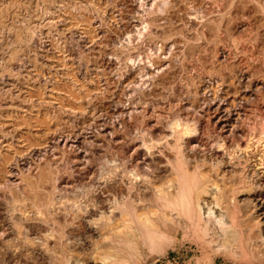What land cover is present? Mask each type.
Masks as SVG:
<instances>
[{
    "label": "rangeland",
    "instance_id": "1",
    "mask_svg": "<svg viewBox=\"0 0 264 264\" xmlns=\"http://www.w3.org/2000/svg\"><path fill=\"white\" fill-rule=\"evenodd\" d=\"M154 1L156 25L144 23L143 32L130 34L126 22L140 12L124 0H0V242L51 237L56 243L43 254L33 249L18 255L12 264L79 261L64 248L65 239L76 249L84 243L89 249L96 240L91 244L100 257L124 226L131 240L142 239L141 221L173 239V246L160 252L141 240V264H247L216 250L220 242L211 226L202 242L194 219L178 213L175 225L160 203L174 197L182 166L195 184L194 196L211 206L218 195L226 199L235 192L241 198L264 189L263 181L254 184L256 178L264 180V87L258 86L264 82V0H173L163 12L162 0ZM196 16H203L202 27H187ZM219 17L248 25L228 35ZM129 34L133 51L123 46ZM222 48L248 65L242 83L235 68L223 69L224 61H215L216 49ZM136 63V79L122 83L126 67ZM198 82L207 87L205 99ZM209 87L223 104L250 92L234 104L244 108L236 135H221L224 124L216 127L212 121L198 128L200 107L211 98ZM122 106L130 114L115 111ZM51 134L56 140L49 141ZM192 137L199 142L188 143ZM98 203L114 217L103 219L114 234L105 247L101 239L88 238L79 218L72 221L73 213L63 212L70 204L91 209ZM249 207H240L242 216ZM84 247L79 255L88 253ZM2 252L0 264H10Z\"/></svg>",
    "mask_w": 264,
    "mask_h": 264
},
{
    "label": "bare ground",
    "instance_id": "2",
    "mask_svg": "<svg viewBox=\"0 0 264 264\" xmlns=\"http://www.w3.org/2000/svg\"><path fill=\"white\" fill-rule=\"evenodd\" d=\"M124 1L126 4L127 3L129 4L128 6H129V9L131 11L134 10L136 13L140 12L139 18L136 19L135 17L131 16V18L126 22V25H127L126 32L130 33L132 31H135L136 33H138L143 29V28L141 29L140 26L144 23L147 25H151V26L156 25L155 23L157 22L158 19L156 18L155 13L153 14V9H154L153 5H154V2H156V1H154V0H141L138 3L135 0H124ZM172 1L173 0H162V3L159 4L160 5L159 7L162 10V12L168 8V6L172 3ZM203 2H204V0H203ZM213 2H215V1H213ZM126 4H125V6H126ZM149 4H151V5H150V7L147 8V5H149ZM220 4H221V2L219 1L218 5H220ZM215 8L216 9H214V13L219 11L217 6H215ZM208 11H210V10H208ZM206 13L211 15V13H209L207 11H206ZM216 15H217V13H216ZM219 18H220L219 24L224 26L225 30L228 31L227 32L228 35L230 33H232V34L237 33L241 29H243L245 26L248 25V24L246 25V23H244L245 21L243 22V21L226 20L227 17L225 19H223V17H219ZM204 21L205 20L203 19V16H202V18L197 17V16H196V18L191 17V19H189V22H188V24H186V26L187 27L189 26L192 28L193 27L194 28H200V27H202V24ZM118 24H119V22H118ZM260 31H261L262 37L264 38V29L260 30ZM142 32H143V30H142ZM130 34L126 38L125 45H123L128 49V50L125 49L126 51H129V50L133 51L132 47H136V46H132V42H133L132 38L134 35H130ZM141 40H142V38H141ZM133 44H134V42H133ZM238 44H236V46ZM123 49H124V47H123ZM121 56H122V54H121ZM127 57H128V59L132 57L130 52L127 54ZM213 57H214L215 61H217V62L219 60H221L222 62L224 61V63L218 62L219 66L221 68H223V69L235 68L237 70V72H236L237 73V75H236L237 79L236 80H238V83H242L246 77V74L249 73L248 72L249 68L247 67L248 65L245 66L246 63L244 65L241 64L242 56L239 57L236 52H235L234 56H232V54L230 53V50L226 51V50H224V48L218 49V50L216 49ZM115 58L117 60V57H114V59ZM167 59H168V57H167ZM108 63L110 65H113L115 62H114V60L109 59ZM139 65H140V63H136V65H134V66L126 67V70H125L126 73L124 74V76L122 75L123 78L120 81H122V83H126L128 81L135 80L136 76L138 74V69H139L138 66ZM258 77H260V76H258ZM254 81H256V80H254ZM256 82H258V81H256ZM258 83H259L258 86L261 84L264 87L263 81H260ZM196 89L198 92H202L201 93L202 97H203V99H205V97L208 94V92L205 91L207 89V87L205 89V86L203 85V83L198 82ZM209 92L211 93V95H210L211 98L204 105L202 104V106L200 107V113H199V116L197 117L198 128L199 129L205 128V127H203V125L204 124L207 125V123L210 126L211 123H209V122L212 121L213 123H215L216 127H217V125L224 124V126H222L220 129L221 135L223 134L225 136H230V137L236 135L238 132L237 121L239 120L240 112L244 108L239 103L240 108L235 109L234 106H236V105H234V104H235V101L237 99H241V100L244 99L246 96H248L250 94V92H243V93L241 92V93H238L236 96L228 97L225 104L218 101L219 100L218 98H220V96L217 93V91H214V90H212V88H210ZM115 111L117 113L130 114V108L129 107H123V106L118 107L115 109ZM207 121H209V122H207ZM206 125H204V126H206ZM48 139H49V141H54V140H56V136L54 134H51V135H49ZM224 140H225V142H228L227 138H225ZM197 141L198 140L196 137L195 138L192 137V139H189L188 143L189 142L190 143H196ZM64 144H66V143H64ZM182 165H183V163H182ZM182 165L180 164V166L179 165L178 166L181 167ZM183 167H185V166H182L180 168L181 169V174H180L181 177L179 178V182H178V184H176L177 186L173 187V189L175 188V192L173 193L174 197L171 199L170 198L164 199L160 203L161 208L163 210L166 209L167 212L169 211L170 221L173 224L177 225V218L178 217L176 215H178V213H180L182 216L186 217L187 219H190V218H191V220L194 219V224L192 223L195 226V232L194 233L196 235V238L202 242H204L203 237H205V235H208L209 233H211V232H208V228H209V226H211L213 228L210 227V229H213V232H215L216 237L219 239V240L216 239L217 242L218 243L220 242V244L214 245L215 248L217 247L216 250L223 251L224 253H226V255L228 254L229 256H231L235 259H238L239 261L245 262L247 264H251V263H255V262L257 263V261L264 262V189H262V187H261L260 190L259 189L255 190L250 195L245 194V196H243L241 198H238L236 196L235 192H231L230 194L226 195L227 196L226 199L224 197V194L218 195V196L216 194L217 197L214 195L216 197V199L215 200L212 199L213 204L211 206V205H209V203L206 204V203L202 202V200H201V198H199V196L198 197L194 196V192L196 189L195 184L193 183V181L191 182V180L188 177V172L185 169H183ZM175 169L177 170V168H175ZM180 169H178V170H180ZM179 173H180V171L178 172V174ZM260 181L264 182V180L262 178H260V179L256 178L254 184L257 183L258 185L262 186V183H260ZM214 187H216V186H214ZM171 188H172V186H171ZM104 200H105V198H104ZM104 203L102 202L101 204H104ZM106 203H108V201ZM244 203H248V206L250 205V207H249L250 209L245 208L246 211L241 210V211H243L242 213H244V216H242L240 213V207L243 206ZM99 204L100 203L97 204L98 207H99ZM222 204L227 205L228 209L225 212L223 210H221L223 208ZM77 206H79V207H77ZM77 206H75L74 204L73 205L70 204V206L66 207L63 210V212L66 211L67 212L66 214H68L69 212L73 213V214L70 213L72 221H74L73 219L79 218L78 222L80 220V222L82 223L81 226H82L83 232L88 235L89 239L90 238H98V239L102 240V242H99V243H102L100 245H103L104 247L106 245H109V240L111 239L112 236H110L111 233H109L110 228H108V227L110 224L107 225V222H106L107 218L106 217H109L110 214L105 215L106 211H104L102 209V206L99 208H91V209L90 208L85 209V207H84V209H82V208H80L81 205H77ZM109 208H108V210H109ZM57 209H58V207H57ZM174 213H176V214L173 215ZM70 214H68V215L70 216ZM68 215H66V216H68ZM112 216L113 215H111L110 218ZM95 217H96V219H95ZM104 218H106L105 222L103 220ZM110 218H108L107 220H109ZM112 218H114V217H112ZM64 219L66 220L65 217H64ZM162 219H164V218H162ZM97 220L102 221V222L98 223ZM111 220H113V219H111ZM94 221H96V222L94 223ZM241 221H243L244 224ZM80 222L78 224H80ZM240 222L243 225H241ZM140 225H141L142 231L140 232L138 230V232H140L139 234L142 233V237H141L142 239L131 240V237H130L131 235H129V233L126 231L127 230L126 226H124L123 230H119L120 235H118L115 238V240L117 242L111 243L109 245L108 249L107 248H101V251L99 252L100 257H98V255H97L98 253L95 252L96 249L95 250L93 249L96 245L94 247H92L91 243L94 239L92 241L89 240V241H91V243H89L91 246L89 244L88 245L90 246V248H92L94 250L93 252H95V254L97 256L94 254H93V256H91L92 254L90 253V250H92V249L89 248L90 249L89 250L87 248V245H85V243L84 244L82 243L83 245L80 247L76 246V247L80 248V249H76L74 247L76 244H74V246H68V245H70V243H68L65 239L64 242H66V244L68 243V245L64 244V246H65L64 248L69 250L71 255H72V252L75 253L76 255H74V256H78L80 259L79 261H77L78 259H76V260L72 259L74 262L70 261L68 264H121L124 261V259L125 260L128 259L130 261V263H132V264H141L144 261L143 256H142L143 255V247L141 244V240H142V243L148 244L150 249L154 250V252L155 251H159V252L160 251H166L167 249H169L170 247L173 246V239L171 237H169L168 235H165L162 232H160L159 229L156 228V225H154L152 223L145 222V221H143V222L141 221ZM81 226H79V227H81ZM70 229L71 230H69V232L67 231L65 233H68L69 235L72 234V228H70ZM111 229H113V228L111 227ZM2 233H4V232H2ZM5 234H6V232H5ZM130 234H132V233H130ZM60 235H62V233ZM111 235H114V234H111ZM132 235H134V234H132ZM3 236H4V234L2 235V237ZM73 236H75V235H73ZM75 237H77V235ZM70 238H71V236H70ZM59 239H60V237H59ZM229 239H235V242H234L235 247L227 244V241ZM95 241H93V242H95ZM60 242L61 241H59V243ZM74 242H76V241H74ZM62 243H63V241H62ZM116 243H118V244H116ZM209 243H211V241ZM0 245H1L0 249L3 251L2 257L5 258L6 260H8L7 262L12 264V262L16 261V259L18 258V255L24 254V256H28L30 253H32V251H34L33 249H36V251L41 252L43 249L45 250L47 247L54 248L56 243L54 241H52L51 237L50 238L43 237L42 241H33V242L30 241V243H28V242L22 243L19 239H17V240L14 239V241L3 240L0 242ZM100 245H97V246H100ZM84 246H86V247H84ZM115 246H117V247L115 248ZM83 247H84V249L85 248L88 249V253H87L88 255L86 254V256L85 255L82 256L81 254L79 255V253H77L78 252L77 250H80L82 252ZM60 249H61V246H60ZM105 249H107V250H105ZM46 251L47 250H45V252ZM61 251H63V250H61ZM70 253H69V256H70ZM84 253H85V251H84ZM89 253L91 255H89ZM46 256H47V254H46ZM88 256H89V258H88ZM64 258H65V256H64ZM69 258H72V257H69ZM69 258H67V261H69L68 260ZM59 263L60 264L61 263L66 264L65 261L58 262V264Z\"/></svg>",
    "mask_w": 264,
    "mask_h": 264
}]
</instances>
